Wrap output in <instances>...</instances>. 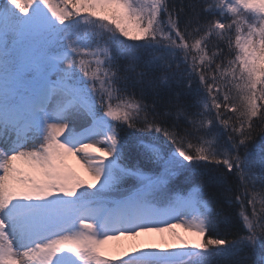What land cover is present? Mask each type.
Segmentation results:
<instances>
[{
	"label": "snow or ice",
	"instance_id": "obj_1",
	"mask_svg": "<svg viewBox=\"0 0 264 264\" xmlns=\"http://www.w3.org/2000/svg\"><path fill=\"white\" fill-rule=\"evenodd\" d=\"M53 3L0 0V264H264V0Z\"/></svg>",
	"mask_w": 264,
	"mask_h": 264
},
{
	"label": "trees",
	"instance_id": "obj_2",
	"mask_svg": "<svg viewBox=\"0 0 264 264\" xmlns=\"http://www.w3.org/2000/svg\"><path fill=\"white\" fill-rule=\"evenodd\" d=\"M174 2H175L176 4H179V3H180V0H174ZM186 2H187V0H185V3H186ZM53 6H54V7L56 6L55 0H54V3H53ZM124 162H125V163H130V162L135 163V161H129V160H125ZM175 183H176L178 189H183V188H184V185L186 184V181H185V179H184L183 174H181L180 176H178V177L176 178ZM232 211H234V210L229 209V212H232ZM224 231H225V228H224L223 225H221V226L219 227V232H220L221 234H223ZM241 255H243V253H242ZM220 264H232V261H231V260H229V261H221Z\"/></svg>",
	"mask_w": 264,
	"mask_h": 264
},
{
	"label": "bare ground",
	"instance_id": "obj_3",
	"mask_svg": "<svg viewBox=\"0 0 264 264\" xmlns=\"http://www.w3.org/2000/svg\"><path fill=\"white\" fill-rule=\"evenodd\" d=\"M177 232H179L182 236L186 235L182 229H177ZM166 235V234H165ZM139 239L141 240H145V241H151V242H161V238L160 236L154 235L151 237H140Z\"/></svg>",
	"mask_w": 264,
	"mask_h": 264
},
{
	"label": "rangeland",
	"instance_id": "obj_4",
	"mask_svg": "<svg viewBox=\"0 0 264 264\" xmlns=\"http://www.w3.org/2000/svg\"><path fill=\"white\" fill-rule=\"evenodd\" d=\"M69 164L72 165V166L75 168V170H76V171H77V172H78L83 178L88 179L86 173H84L83 170L80 169L79 166L75 164V161H74V160H71V159H70V160H69Z\"/></svg>",
	"mask_w": 264,
	"mask_h": 264
}]
</instances>
